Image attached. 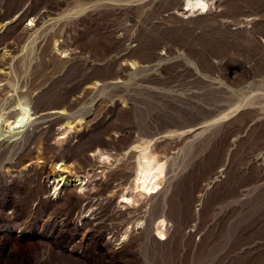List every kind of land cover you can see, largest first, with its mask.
Here are the masks:
<instances>
[{
  "label": "rangeland",
  "instance_id": "1",
  "mask_svg": "<svg viewBox=\"0 0 264 264\" xmlns=\"http://www.w3.org/2000/svg\"><path fill=\"white\" fill-rule=\"evenodd\" d=\"M208 1L0 0L2 120L40 112L0 141V264H264V0Z\"/></svg>",
  "mask_w": 264,
  "mask_h": 264
},
{
  "label": "bare ground",
  "instance_id": "2",
  "mask_svg": "<svg viewBox=\"0 0 264 264\" xmlns=\"http://www.w3.org/2000/svg\"><path fill=\"white\" fill-rule=\"evenodd\" d=\"M212 4H214V3H212ZM209 7H210V3H209L208 0H182V11L186 12V13L189 12V11L202 12L205 9H208V11H209L210 10ZM55 46H56V44H55ZM61 50H60V52H62ZM62 56H64V55H62ZM130 63L134 64L135 62L131 61ZM98 83H99V81H95L93 84H91L89 86H90V88H93L95 86L97 87ZM6 88H8V87H6ZM87 88H88V86H87ZM90 88H89V90H92ZM3 92H4V90H3ZM79 94H80V92H79ZM82 94L83 93H81V95ZM16 97H17V95H16ZM73 99H72V101H73ZM5 101H1V98H0V141H3L5 139H9L10 141H15V140H18L21 137H24L28 133H30V126L33 125V124L31 125V122L40 113L39 112L37 114L38 109H39V106H38L39 104H36V102H34L33 103V108L34 109H33L32 112H30L28 110V106H27L28 102L26 103V100L18 99L12 105V110H13L12 120L10 122H8V123H5L2 120V117L5 114L8 113L7 105H6L7 103H5ZM80 101H82V100H80ZM77 102H79V101H77ZM70 104H71V102H70ZM67 108H68V105H67ZM67 108H64V107L51 108L49 110H46V112H49L50 114L56 113V115L58 114L60 116H64V113H67ZM78 108H80V107H78ZM72 113H74V112H72ZM75 113L73 114V116H74V120L73 121H67L66 120L67 121L66 125L68 127H71L72 125H75L77 122L81 121L82 117L78 118V115H75ZM149 144H150V142H147L145 144H141V145L137 146L138 147V154H137V160H136L137 166H136V170H135V173H134V176H133L132 180L134 182V184H133L134 188L139 191L138 192L139 194H141V191L147 192V193L148 192H154L159 187V184H160L159 177H160V174H162L163 169H164V165H165L163 161H158L157 159L154 160L150 156V154L148 152ZM95 153H98L97 156H98L99 160L101 158L102 159L105 158L103 160L101 159L102 161L107 160L106 158L109 157V155L107 153H104L103 151H100L99 149L94 150V152H92L91 154H95ZM101 160H100V162H102ZM54 165L56 166V169L54 170V172L52 174H50L48 176V180L51 178V182L54 183V192L60 190L62 188V186L64 184H67V183H72L78 190L83 189V187H84L83 185L85 183L86 176L80 177L78 174H73L74 172H72L67 167V165H64V163L61 162V161L60 162H56ZM129 198H130L129 196H125V194H122V201H124V200L125 201H127V200L129 201ZM164 223H165L164 219L161 218L157 222H155L154 225H153L154 235L158 239H164V237H165V233H164L163 229H161L159 227V225L163 226Z\"/></svg>",
  "mask_w": 264,
  "mask_h": 264
}]
</instances>
